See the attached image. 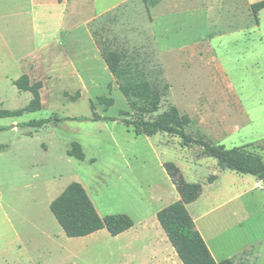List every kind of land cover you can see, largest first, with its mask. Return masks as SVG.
Wrapping results in <instances>:
<instances>
[{
  "label": "rangeland",
  "instance_id": "obj_1",
  "mask_svg": "<svg viewBox=\"0 0 264 264\" xmlns=\"http://www.w3.org/2000/svg\"><path fill=\"white\" fill-rule=\"evenodd\" d=\"M256 1L159 0L147 13L142 0H0V108L30 100L13 84L21 74L42 82L40 110L0 118V264H130L127 251L145 261L148 245L134 232L66 236L49 203L77 181L100 215L136 221L148 190L172 198L163 162L202 185L188 209L215 256L264 264V181L218 168L177 136L135 135L119 120L66 119L89 116L91 102L101 116L145 120L174 106L190 135L264 161V9L254 25ZM105 47L146 77L155 105L123 96ZM51 114L61 119L18 125ZM73 141L83 160L66 154Z\"/></svg>",
  "mask_w": 264,
  "mask_h": 264
},
{
  "label": "trees",
  "instance_id": "obj_2",
  "mask_svg": "<svg viewBox=\"0 0 264 264\" xmlns=\"http://www.w3.org/2000/svg\"><path fill=\"white\" fill-rule=\"evenodd\" d=\"M59 1V0H58ZM148 13L149 7L159 0H142ZM264 9V0L253 2L249 6L250 14L258 24V13ZM102 59L118 84L120 92L125 97L147 101L155 105L156 98L150 82L140 73L134 74L122 64L121 55L108 48H104ZM17 89L28 91L30 100L20 108H0V118L18 117L26 112H35L41 108L40 80L30 81L27 74H21L13 80ZM78 92L70 96L77 99ZM110 102V99L106 100ZM93 102L90 103L91 114L89 116H73L66 119L76 120H119L126 126H130L135 135L153 136L157 133H166L177 136L180 146L191 147L198 145L199 157H212L216 159L217 166L224 170H232L237 173L250 174L264 181V161L262 158L244 147L225 148L220 144L194 137L186 132L188 123L186 116H180L174 106L169 111L159 115L155 119H129L101 116L93 111ZM61 118L56 114L40 119H32L20 122L19 126L40 128L48 123H55ZM66 154L78 160L84 159V153L80 143L73 141ZM162 166L170 181L178 192L179 199L162 207L156 212V219L164 231L169 243L176 252L182 264H233L230 258L216 261L202 235L195 226L194 220L186 208V204L198 199L202 193V185L198 182H190L184 178L179 168L173 162H163ZM215 179V175L208 177V182ZM49 209L60 225L64 234L68 237H83L105 228L111 236H116L133 226L132 218L125 213H113L100 216L91 198L83 185L77 181L68 183L63 190L49 203Z\"/></svg>",
  "mask_w": 264,
  "mask_h": 264
},
{
  "label": "crops",
  "instance_id": "obj_3",
  "mask_svg": "<svg viewBox=\"0 0 264 264\" xmlns=\"http://www.w3.org/2000/svg\"><path fill=\"white\" fill-rule=\"evenodd\" d=\"M249 12H250V10H249ZM254 25H258V24H256L254 22ZM215 177H216V175H215ZM261 182L262 181L259 180V182L257 184L260 185ZM169 185H170V189L172 190V192H171L172 198H170L169 201H167V202L163 201V199H164L163 194L160 195L155 190L153 191V189H151L149 187V189H151V191L148 190L149 192H146L147 196H145V201H146V205H147L148 209L146 210L145 213H142L136 221L130 215L132 217V220H133V226L130 227L129 229L121 232V233H128L129 235H131V233L134 232L135 235L137 234L138 236L142 237L143 240H145L146 244L148 245L147 252H143L144 257L146 258L145 261L137 260L136 255L131 256L129 254V252L127 251V254L125 255V257L128 259V262L130 264H182V262L178 258L176 252L174 251L173 247L169 243L164 231L162 230V228L160 227V225L156 219V212L159 209H161L162 207H164V206H166V205H168V204L179 199L178 192L176 191L174 185L172 183ZM206 185H212V184H206ZM194 202H192V203H194ZM192 203L186 204V208H187L188 212L190 213V215L193 218L194 223H195L196 222L195 216L192 215L188 209V205H191ZM97 212H98V210H97ZM100 216H103V215H100ZM195 226L199 231V227H197L196 224H195ZM101 230L102 229H100L94 233L100 232ZM94 233H91L89 235H93ZM201 235L203 236L202 233H201ZM205 242L207 244L206 240H205ZM207 246L209 247V250H210L213 258L216 261H220V259H218L215 256V254L213 253V251L211 250V247L208 244H207Z\"/></svg>",
  "mask_w": 264,
  "mask_h": 264
},
{
  "label": "bare ground",
  "instance_id": "obj_4",
  "mask_svg": "<svg viewBox=\"0 0 264 264\" xmlns=\"http://www.w3.org/2000/svg\"><path fill=\"white\" fill-rule=\"evenodd\" d=\"M151 171V170H150Z\"/></svg>",
  "mask_w": 264,
  "mask_h": 264
}]
</instances>
